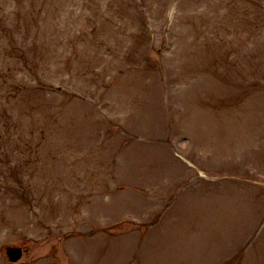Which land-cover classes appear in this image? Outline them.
<instances>
[{"label": "rangeland", "instance_id": "obj_1", "mask_svg": "<svg viewBox=\"0 0 264 264\" xmlns=\"http://www.w3.org/2000/svg\"><path fill=\"white\" fill-rule=\"evenodd\" d=\"M76 245L264 264V0H0V264Z\"/></svg>", "mask_w": 264, "mask_h": 264}, {"label": "water", "instance_id": "obj_2", "mask_svg": "<svg viewBox=\"0 0 264 264\" xmlns=\"http://www.w3.org/2000/svg\"><path fill=\"white\" fill-rule=\"evenodd\" d=\"M18 255L15 256V258L17 257Z\"/></svg>", "mask_w": 264, "mask_h": 264}]
</instances>
